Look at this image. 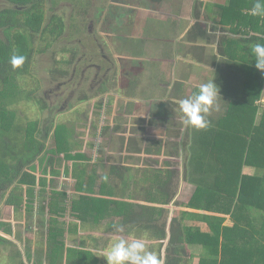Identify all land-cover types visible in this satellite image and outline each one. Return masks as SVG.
<instances>
[{"label":"rangeland","instance_id":"1","mask_svg":"<svg viewBox=\"0 0 264 264\" xmlns=\"http://www.w3.org/2000/svg\"><path fill=\"white\" fill-rule=\"evenodd\" d=\"M54 1L52 5L50 0H48L47 8L57 6ZM152 2V0H59L61 5H58L57 9L54 8L55 11L48 12V9L46 10L48 15L47 18L54 13H56L58 17L63 18L65 28L67 29L64 36L62 35L56 43H53L47 52L40 54L36 53L30 75L15 79L14 85L18 87L19 90L34 92L33 97H35L36 100H41L43 102L42 104L47 106V109L41 111L38 105L26 99L19 104L7 107L4 101L0 99V115L1 112L7 110L6 118L8 117V119H6V123L8 126H13L17 123L26 126L30 122L39 120L41 129L45 130L42 135H39V139L46 144L47 149L55 148L56 145L60 144L63 150L61 154L67 156L68 153H72L74 159L68 157V159H70V162H68L61 157L58 167L62 170V183L55 179L53 181V186L48 187L49 189L46 192L42 191V188L36 187V197L33 204L34 211L31 216L27 214L25 207H20V211H15V208L6 206L5 201L1 203L2 201L0 199V216L2 219L8 220L16 232L15 237L13 238L12 236V238L16 240V243L11 242V244L0 246V264H16V261L13 259L18 252L21 253V258L26 262H28L30 258L33 261H37V259L41 260L43 264L58 263V249H54L56 253L52 255L48 252L47 227H42L47 216L43 215L41 208H46L48 213L53 210L52 212L61 220L72 219L71 217L74 213L79 216L80 222H85L84 224L81 223V225L86 228L85 232L83 228H81L78 232L79 235L65 233L62 235L61 240L68 247H75L78 244V238L83 237L86 239L85 247L92 251L93 263L95 264H107L104 259L105 251L110 243L119 237L126 239L143 238L150 251L154 252L158 257L161 254L160 246L158 245L159 242L156 239L151 238L147 233H140L137 228L122 224L123 222L118 216L110 217L108 209H101L100 204L95 205L99 206L101 212L99 211V214H97L98 220L94 223L95 220L92 217L93 212H91L94 206L89 205V203L83 205L84 203L75 204L73 202V200H79L80 198L78 197L80 194L84 193V197L90 198V200L104 199L109 201L111 198H114L115 201L118 202L130 200L134 203H139L138 205L148 204L157 207L164 203L163 197L157 192L159 186L158 181H152L146 184L145 180L142 178L146 176L144 175L146 174V170L148 173L152 172V169H148L146 160H143L141 164V158H133V164L131 166V172L133 174L128 176L137 178L139 182L135 186L130 185V188L127 190H118V194L121 195V198H117L113 194L115 191L110 187L112 184L105 179L106 177L104 175L105 172H108L109 167L101 162L105 156H108V159L112 163L115 161L118 163L121 158L120 152L124 153V155L126 154L128 158H131V156H128L130 153H134V150L139 151V139L135 138L133 131L129 133L126 127L133 124V117L138 114L140 107H142L140 103L136 102L135 98H138L140 102L144 99V104L147 105V103H155L160 98L162 99L165 97V95L167 96L170 91L168 88H170L169 82L172 84V79L168 75V72L171 70L170 67H172V65L170 61L159 63L156 59L159 58V50L163 51L160 55L165 59L168 57L167 53L172 51V49L175 50L174 45L166 42L168 40H165V38L170 35L168 31L172 32L175 28L172 23L175 13H172L170 8H176L175 11L181 9L183 0H163L159 4ZM5 7L6 6H3V0H0V10ZM177 15L180 17L179 12ZM182 16L183 15H181V17ZM139 18H141L140 24L142 25L139 27V36L136 37H142L143 40L150 37V39H158L159 42L164 41L165 43H155L154 41L148 43L147 46L149 47L144 52V56L141 54L143 51L138 52L142 58L144 57L143 59H145L144 61L147 63L146 65L142 63L144 69L142 68V70L139 71L132 70V72H130L134 73L135 77L138 78L144 70L143 74H141L142 76L140 75L142 83H149L151 81L150 84L156 87L159 79L153 75V71L163 69L164 73L160 75V78L163 79H160V82L164 84V87H161L160 90L163 94L156 95V88L152 87L150 89L151 94H149L148 98H152L153 100L150 102H146L147 97L142 93H137V97L134 95H125L123 86L121 85L119 88L118 83H116L117 78L120 77V72L118 69L116 71V67L111 74V78L114 77V84L116 85L113 86L112 90L107 89L109 91H103V88L100 87V90L94 92L89 89V86H91V79H93L95 75V70L93 69L85 76L86 79L82 87H77L81 79L82 69L84 66H87V64L100 66L102 68V74L107 70L109 66L107 67V64L103 60V54L109 56L114 63L117 60L116 56H122V58L136 56L137 50L142 47L143 44L139 43L135 38L136 34H134L133 37V32H130V29L124 27L131 28L132 24L135 26ZM176 23H178V19ZM230 23L236 24L235 20H230ZM142 30L145 31L144 34H142ZM124 35H130L132 36L130 38H133V42H130V46L126 47V49H124L125 51L123 50V44H119L124 42ZM176 42L177 41H175V43ZM179 48H181V46H179ZM101 49H103L105 53H101ZM71 51L76 52L78 58L82 57V63H80L79 69L75 73L74 81H69V79H71L74 74L75 65L64 67L69 74L65 81H60V79L52 80V64L55 62L56 57L57 60L66 61L69 59ZM150 51L154 53L152 54ZM151 58L153 59L151 60ZM238 59L240 60V65L245 64L247 61L244 55L239 56ZM151 62L157 65H151ZM157 66L160 67L156 69L155 67ZM148 68L150 71L147 70ZM202 72L209 76V70L202 68ZM129 80L130 77H126V79L122 77L119 84H123ZM68 81L69 83L67 85L60 88V90L58 89L61 82ZM73 91H75L74 96H72ZM109 93H112V96H110ZM84 97L86 100L83 101L82 99ZM127 101L131 103L127 104ZM50 106L51 111L49 110ZM146 120L147 119H144L143 121L145 125H150V121L148 120V122H146ZM114 126L119 127V130H115ZM106 127H108V130ZM46 131H48V133ZM109 136L112 138L110 139ZM9 137L14 139L13 136ZM83 151L89 157L88 162H82L81 159L76 160V154ZM99 151L101 157L98 158L97 154H99ZM108 151H110V153ZM107 152L109 154H107ZM76 162L80 165L86 163L88 171L90 172L88 179L89 183L85 190L86 192H81L79 195H77L78 193L73 195L71 189L76 182L73 180L74 177H72V172H70V175L67 177L63 176L65 166L69 164L72 168V164H76ZM154 162L150 163L158 168H163L165 172L167 171L166 168L169 167L167 161V165L160 161L159 164L156 165ZM255 173L256 170L251 169L250 172L248 171L249 176H253ZM164 177L163 175L160 176L162 179L161 182L164 180ZM127 179L130 180L129 184L134 182L133 179L128 177ZM177 179L178 181H175L177 193L173 201L169 203L168 211L165 210L166 213L169 214V218L165 220L167 221L166 232L168 241L171 240V233L169 231H171L170 227L172 226V221L175 219L177 212L186 209L183 205L189 203L193 199L194 193L197 190L196 186H183V180L185 179L184 175L177 176L176 180ZM108 183H110V185ZM60 186L67 189V191H60ZM120 186L122 188V185ZM136 187L137 189L139 188L141 192L135 194ZM247 188H250L247 197L249 203H256V206H259V204L264 206V204L261 203L263 201L257 196L258 191L252 187ZM24 189L27 190L28 188L24 187ZM40 191L42 192L40 193ZM52 191L61 193L58 199L54 201V207L50 206V202L53 200ZM63 193H65L66 196ZM255 195L257 197H255ZM133 196L134 198L137 196V198L134 199ZM55 197L56 196H54V198ZM64 207L66 211L62 210ZM206 214L208 213L206 212ZM254 214V212H251L250 216H254ZM245 217L248 219L249 214ZM229 218L231 217L228 216V220H230ZM262 219H264V217ZM111 224L119 225L120 227L118 226L116 228L117 231L113 232L109 230ZM227 225L232 226L233 223L229 222ZM256 225L257 228H259L260 224ZM241 228L243 229H238L235 231L236 234H233V239L238 243H233V245L229 246L232 254L233 249H237L243 244H248L250 241L249 239L253 238L254 229L252 226H241ZM89 233L95 237V240L91 241L88 239L89 236L87 234ZM168 241H166L162 249H167ZM190 249L195 254V259L192 264H202V261L208 264L212 262L211 260H203L202 257L204 256L205 250L202 245L196 243L191 245ZM224 256L225 255H220L217 258H213V261H216L217 264H224L223 262L226 261V263L229 264L227 260L229 254H226L225 260Z\"/></svg>","mask_w":264,"mask_h":264},{"label":"trees","instance_id":"2","mask_svg":"<svg viewBox=\"0 0 264 264\" xmlns=\"http://www.w3.org/2000/svg\"><path fill=\"white\" fill-rule=\"evenodd\" d=\"M5 2L7 6L0 11V29L5 36L4 38L0 37V99L4 101L7 107L19 104L26 99L38 105L41 111H45L47 106L42 104L41 100H36L33 97L34 92L19 90L18 87H15L14 80L30 75L36 53L47 52L55 39L58 40L63 35L64 20L58 17L56 13L47 18V0H5ZM223 10H229L223 15L229 17H232V13L236 12L231 4L224 6ZM51 11L53 10L50 9L48 12ZM244 20L256 25L258 30L253 33L246 32L239 41L244 53L252 55L250 46L254 43H264V21L248 15L244 17ZM239 25L236 26L239 27ZM195 29L199 31L200 37H205L204 29L198 24H196ZM14 54L25 57L24 65L16 70H13L10 64V57ZM6 113L7 110L1 112L0 115V199L1 203L5 201L6 206L15 208V211H20V207H25V211L31 216L34 211L36 187L42 188L41 190L45 192L49 189L48 187H52L55 179L62 178V170L58 167L61 157L70 162L68 157L74 159V155L72 153H68L67 156L61 154L63 150L60 144L56 145L55 148L47 149L46 144L39 139V135L45 132L41 129L39 120L30 122L26 126L18 123L8 126ZM106 129L108 130V127ZM46 132L48 133V131ZM259 133V140L264 145V111L259 123ZM9 136H13L14 139ZM260 146L261 144L257 142V150L262 153L264 149H259ZM133 152L137 153L135 150ZM146 152L150 153L151 150ZM257 155L245 160L242 151L240 166L236 165L235 161L237 160L234 161V159L235 165L231 164L229 160L226 162L216 161L217 165L222 166L221 168H216L211 159H192L191 166L195 163L201 169L202 174L195 175V171H193V174L190 172L187 177L185 176L190 183L197 187V190L194 193L193 201L189 205H183L186 209L178 211L175 219L173 218L171 231H169L171 240L169 241L166 232L167 221H165L169 218V214L165 210L168 209L169 203L173 201L177 193L175 182L177 175L173 172L175 170L168 169L166 173L159 170V175L154 174V172L148 173L146 170L144 175L148 177H142L146 184L158 181L157 192L163 197L164 202L158 207L148 204L138 205L139 203L130 200L125 202L106 201L104 199L90 200L84 195L78 197L81 201L79 199L73 200V202L75 204L84 203L83 205L89 203V205L94 206L93 210L91 209L94 223L98 220L99 211L101 212V209L105 208L108 209L110 217L118 216L122 220V224L137 228L140 233L149 234L151 238L159 242L161 252L159 257L163 259L164 264H192L195 254L190 246L196 243L203 246L205 253L202 258L207 261L211 260L210 264H217L213 258L220 255H225V260L226 254H229L227 259L229 264H264V219H262L264 206L260 204L256 206V203L251 204L247 199L250 189L247 187H252L258 191L257 196L264 204V157ZM76 158L81 159L82 162L89 160V157L83 152H78ZM146 162L152 161L148 158ZM243 162L248 165L254 164L259 170L253 176L245 175L241 168ZM203 163L207 167L206 170H203ZM122 168L127 171L130 170L128 167H121L116 164V166H111L109 175L106 176L108 182L111 179L110 183L113 187L110 183L108 184L114 189L115 192L112 193L115 197L118 196L116 189L120 185H122L123 190H127L130 185L135 186L139 182L137 178L124 174ZM71 171L73 172L72 176L76 179L74 191L86 192L90 176L86 163H82V165L78 162L73 163L72 170L71 166L67 164L64 169V176L70 175ZM162 175L165 177L161 182L160 176ZM127 177L133 179L134 182L129 184L130 180ZM24 187L28 189L25 190ZM135 191V194L141 192L137 187ZM52 193L53 200L50 202V206L54 207V201L58 199L61 193H57V191H52ZM63 194L66 196L65 193ZM54 196L56 197L54 198ZM257 196L255 195V197ZM96 204H100L101 209L99 206H95ZM62 210L66 211V208L64 207ZM41 211L43 215L47 216L46 220L44 218V224H42L43 222L41 224L42 227H47L48 252L52 255L56 253L54 249H58L57 264H95L93 263L92 251L85 247L86 239L78 238V244L75 247H68L61 240L65 233L79 235L78 232L81 228L85 232L86 228L81 225L85 222H80L78 215L73 213L72 219L61 220L52 212L53 210L48 213L46 208H41ZM251 212L255 213L254 216H250ZM248 214L249 218L246 219L245 216ZM228 216L233 221L232 226L224 225ZM247 224L254 229L253 238L249 239L248 244L233 249L232 254L229 246L238 243L233 239V234H236L235 231L238 229H243L241 226L248 227ZM256 224H260L259 228ZM118 226L111 224L109 230L116 232ZM13 232L14 229L10 222L0 216V246L11 244L7 236L12 235ZM87 235L89 240H95L92 234ZM166 241H168L167 249H162ZM20 254V252L16 253V258L14 256L13 260L16 261V264H25ZM28 260L32 264H43L38 259L37 261L30 258ZM203 262L202 264H208ZM223 263L227 264L226 261Z\"/></svg>","mask_w":264,"mask_h":264},{"label":"crops","instance_id":"3","mask_svg":"<svg viewBox=\"0 0 264 264\" xmlns=\"http://www.w3.org/2000/svg\"><path fill=\"white\" fill-rule=\"evenodd\" d=\"M152 1V3L159 4L163 0ZM252 1L253 0H183L181 9L175 11L176 8H170L172 13H175L172 21L175 28L172 32L168 31L170 35L166 36L165 40L167 39L168 41L166 42L172 43L175 50L172 49V51L167 53L168 57L166 59L161 57L160 54H162L163 51L159 50V58L156 59L159 63L170 61L172 65V67H170L171 70L168 72V75L172 79V84L169 82L170 88H168V90L170 89V91L167 96L165 95V97L162 99L160 98L155 103L150 102L153 100L152 98H148L149 94H151L150 89L152 87L156 88V95L163 94L160 90L161 87H164V84L160 82L163 80L160 78V75L164 73V70L157 69L160 66L155 67L157 70L153 71V75L159 79H157L158 85L156 87L150 84L151 81L149 83H142L140 75L143 74L144 70L138 78L135 77L134 73L129 72L132 77H130L129 81L122 84L125 95L136 96L137 93H142L147 97L146 102L150 103L146 105L144 104V99L140 102L138 98H135L136 102L140 103L142 107H140L138 114L133 117V124L126 126L129 133L133 131L135 138L139 139L138 143L140 150L137 151V153H130L128 156H131V158H128L126 154L124 155V153L120 152L121 158L120 160L118 159V163H116V161L112 163L108 159V156H105L101 162L109 167V170L112 165L116 166L117 164L121 167H128L130 169L129 171L124 168L121 170L124 174L131 175L133 174L131 172L133 158H141V164L143 160L147 161V159L150 158L152 162L155 161L154 163L156 165L159 164V161L164 164H166L167 161L168 165L171 166L166 168V170H175L173 172L177 176L184 175L187 177L190 172L193 174V171H195V175L202 174L201 169H199L195 163L191 166L192 159H211L216 168L222 167L217 165L216 161L226 162V160H229L231 164L235 165L234 161L237 160L235 161L236 165L240 166L239 163L242 151L243 159L246 160L253 155H257V142L261 144L259 149H264V145L259 140V123L264 111V73L257 70L255 67V58L250 55V53L245 54L239 42L246 32L253 33L258 31L256 25L250 23L248 20H244L246 15L251 16L249 14V9L251 7L249 8V6H252ZM230 4L231 6L233 5L236 12H233L234 14L232 13V17L228 15L223 16L226 11H229L223 10V7L230 6ZM178 12L180 13V17L177 15ZM181 15L183 16L181 17ZM177 19L178 23H176ZM234 19L236 24L233 23V25L230 23V20ZM140 21L141 18L138 19L135 26L132 24L131 28L128 27L130 32H133V37L134 34H136L135 38L139 43L143 44L142 47L137 50L135 57H127L130 61L126 62V65L130 68L129 70L132 69L135 71L142 70V68L144 69L143 64H147L144 61L145 59H143L144 57L142 58L138 52L143 51L141 54L144 56V52L149 47L147 46L148 43L152 41L155 43H165L164 41L159 42L158 39H150V37L144 40L142 37H136L139 36V27L142 25ZM196 24L204 29L206 34L205 37L199 36V31L195 29ZM236 25H239V27ZM144 32L145 31L142 30V34H144ZM175 41L177 42L175 43ZM129 44L130 43L123 44V50L129 47ZM179 46H181V48H179ZM245 49L248 50V48ZM150 52L152 54L154 53L152 51ZM241 55L247 58L246 63L243 65H240V60L238 59ZM132 59H134V62L131 61ZM152 59L153 58H151V60ZM121 64L123 65V61H121ZM151 65L155 66L157 64L151 62ZM202 68L209 70V76L202 72ZM147 70H149V68ZM210 79H215V83L220 89V110L213 111L209 115L208 119L210 120V125L207 129L194 130L187 128L184 126L178 112L174 111L176 106L171 100L192 96V94L198 90L201 83L207 82ZM130 103L131 102L127 101V104ZM144 119H147L146 122L149 120L150 125H145L143 122ZM114 129L119 130V127L114 126ZM109 138L111 139L112 137L109 136ZM122 150L124 151L123 148ZM145 150H151V152L148 153ZM108 152L110 153V151ZM108 152L107 154H109ZM83 153L85 152L83 151ZM97 155L98 158L101 157L100 151ZM260 155L264 157V150L262 153L258 152L257 156L260 157ZM76 160H78V158H76ZM205 162L208 164L207 161ZM146 165L148 169H152L154 174L159 175V170H163V172L166 173L163 168H158L152 163L149 164L147 162ZM206 168V165L203 163V170H206ZM241 168L245 175H249L248 171L250 172L251 169L256 170V172L259 170L254 164L248 165L245 162H243ZM72 169L73 167L71 170ZM109 170L104 173L105 177L109 175ZM62 178L57 180L62 183ZM73 180L76 181L75 178H73ZM175 181H178V179ZM183 181V186H195L190 183L187 178ZM71 189L73 195L78 193L74 191V187ZM120 189H122L121 186L116 189L117 194ZM60 191L66 192L67 189L60 186ZM79 194L80 193L77 195ZM80 195H84V193ZM116 197L121 198V195L118 194ZM111 200L115 199L111 198ZM192 201L193 199L184 205H189ZM229 219L230 220L227 219L226 225L229 222L233 223L232 219ZM24 262L25 264H32L29 261Z\"/></svg>","mask_w":264,"mask_h":264},{"label":"clouds","instance_id":"4","mask_svg":"<svg viewBox=\"0 0 264 264\" xmlns=\"http://www.w3.org/2000/svg\"><path fill=\"white\" fill-rule=\"evenodd\" d=\"M249 14L264 20V0H254ZM251 54L255 58V67L264 73V43H254L250 46ZM219 60V59H218ZM25 63L23 55H12L10 64L13 70L21 68ZM220 89L215 79L201 83L192 96L172 99L185 127L194 130H205L210 125L209 115L220 110ZM104 259L107 264H164L161 257L150 251L143 238L114 239L105 251Z\"/></svg>","mask_w":264,"mask_h":264},{"label":"flooded vegetation","instance_id":"5","mask_svg":"<svg viewBox=\"0 0 264 264\" xmlns=\"http://www.w3.org/2000/svg\"><path fill=\"white\" fill-rule=\"evenodd\" d=\"M53 1L54 0H50L52 5H53V3H52ZM54 2H55V5H57V6L61 5L59 3V0H55ZM47 5H48V0H47ZM3 6H7V3L5 2V0H3ZM57 6H51L50 8L46 7V10L48 9V11H49L50 9H52L53 11H55L54 8L57 9ZM124 28H128V27L125 26ZM66 29L67 28H65L64 33H65ZM64 33H63V36H64ZM0 37H3V38L5 37L4 34L1 32V29H0ZM60 37H62V36H60ZM130 37H132V36L124 35V42L122 44L133 42V38H130ZM57 41L58 40L55 39V41L53 43H56ZM119 44L121 45V43H119ZM100 51H101V53H105L103 49H101ZM116 59L117 60L114 63L112 61V59L109 58V56H106L105 54H103V60L107 64V67L109 66L107 68V70L103 74H102V68L100 66H97L95 64L94 65L93 64H87V66H84L83 69H82L81 79H80V82L77 85V87H82L83 82L86 79L85 76L87 75V73L91 69H93V70H95V75H94V78L91 79V84H90L91 86H89V89L91 91H94V92L96 90H100L99 89L100 87L103 88V91H109L110 89L112 90L113 86H116V85L114 84V81H115L114 77L111 78V74H112V71L114 70V68L116 67V71L118 69V71L120 72V77L117 78V82H116V83H118V86L120 88L121 85H122V84H119L121 78L124 77V79H126V77H132V76H130V73H131L130 71L132 69L129 70L130 68L126 65V62L130 61L127 58H122V57H117L116 56ZM81 60H82V57L78 58V54L76 52H73V51L70 52V57L66 61L57 60V57H56L55 62H53L54 65L52 64V66H53V68H52V72H53L52 73L53 74L52 80L53 79H56V80L60 79V81L61 80L65 81L69 74H68V72L66 71V69L64 67L65 66L75 65L74 74L71 77V79H69V81L70 80L74 81L75 73L78 71L80 63H82ZM121 61H123V65L121 64ZM131 61L134 62V59H132ZM61 65H62V67H61ZM64 72H66V74H64ZM69 81L68 82H61L60 85L58 86V89L60 90V88H62L63 86L67 85L69 83ZM107 89H109V90H107ZM74 94H75V91H73L72 96H74ZM109 94H110V96H112V93H109ZM82 100L84 101V100H86V98L84 97ZM49 110L51 111V106H50ZM15 235H16V232L14 231L12 233V235H8L7 236V239L10 242H15L16 243V240L13 239L15 237ZM12 236H13V238H12ZM30 263H31V261H30Z\"/></svg>","mask_w":264,"mask_h":264}]
</instances>
